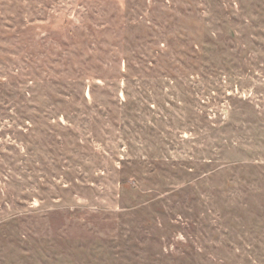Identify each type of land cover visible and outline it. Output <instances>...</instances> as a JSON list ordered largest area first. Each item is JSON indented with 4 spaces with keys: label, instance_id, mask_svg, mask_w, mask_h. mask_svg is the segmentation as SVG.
<instances>
[{
    "label": "rangeland",
    "instance_id": "rangeland-1",
    "mask_svg": "<svg viewBox=\"0 0 264 264\" xmlns=\"http://www.w3.org/2000/svg\"><path fill=\"white\" fill-rule=\"evenodd\" d=\"M0 264H264V0H0Z\"/></svg>",
    "mask_w": 264,
    "mask_h": 264
}]
</instances>
